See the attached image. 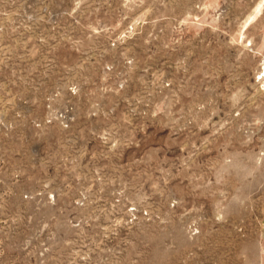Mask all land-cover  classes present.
Instances as JSON below:
<instances>
[{"label":"rangeland","instance_id":"obj_1","mask_svg":"<svg viewBox=\"0 0 264 264\" xmlns=\"http://www.w3.org/2000/svg\"><path fill=\"white\" fill-rule=\"evenodd\" d=\"M0 264H264V0H0Z\"/></svg>","mask_w":264,"mask_h":264}]
</instances>
